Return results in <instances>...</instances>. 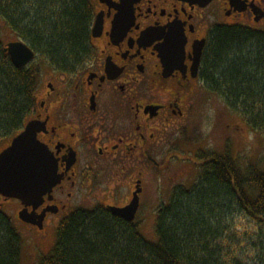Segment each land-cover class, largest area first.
<instances>
[{"label": "flooded vegetation", "instance_id": "1", "mask_svg": "<svg viewBox=\"0 0 264 264\" xmlns=\"http://www.w3.org/2000/svg\"><path fill=\"white\" fill-rule=\"evenodd\" d=\"M90 3L94 19L85 52L69 64L37 55L41 82L31 112L0 151L29 121L41 123L38 139L57 162L60 182L44 195L36 214L33 205L1 194L0 211L8 215L6 210L13 209L43 243L75 210L111 212V207L127 206L140 189L136 221L156 173L169 169L170 159L177 157L170 151L158 159L159 154L188 134L197 101L211 90L203 77L211 31L264 20V0ZM99 14L103 26L94 36ZM225 19L234 23L227 25ZM182 160L185 166L166 176L168 184L196 170L197 163ZM25 208L33 213L31 222L19 218Z\"/></svg>", "mask_w": 264, "mask_h": 264}, {"label": "trees", "instance_id": "2", "mask_svg": "<svg viewBox=\"0 0 264 264\" xmlns=\"http://www.w3.org/2000/svg\"><path fill=\"white\" fill-rule=\"evenodd\" d=\"M0 16L36 56L64 64L85 52L94 19L90 0H0ZM2 46L0 141L23 127L40 76L34 64L16 68ZM203 77L264 138V31L216 26ZM197 157L203 160L197 181L175 189L158 209L155 241L138 218L127 222L108 210L82 208L61 221L54 248L39 264H223L211 247L227 207L264 223V161L248 157L244 165L229 152ZM21 243L15 223L0 211V264H21Z\"/></svg>", "mask_w": 264, "mask_h": 264}, {"label": "rangeland", "instance_id": "3", "mask_svg": "<svg viewBox=\"0 0 264 264\" xmlns=\"http://www.w3.org/2000/svg\"><path fill=\"white\" fill-rule=\"evenodd\" d=\"M222 21L229 23L227 25L234 23L232 19ZM249 27L264 31V20ZM17 39L16 34L0 16V43L5 45ZM35 62L32 63L33 67L37 66L38 59ZM40 82L41 74L37 80V88ZM196 104L189 120L188 134L184 137L181 136L176 147L161 152L158 159L166 157L170 151L177 157L170 159L171 167L169 169L156 173L152 191L142 198V208L138 220L145 219L142 221L141 230L147 238L151 239L150 241H155L157 238L155 231L157 211L170 201L172 190L180 183L181 186L184 184L192 186L197 181L200 164L198 167L196 165V170L190 168L187 176L184 175L185 177L175 180V184L167 183V175L177 171V167L185 166L182 165L183 158L190 159L192 163L202 164L203 160L197 156L204 153L208 155L229 152L233 157L242 159L244 165L248 164L249 158H259L264 161V138L261 132L254 131L248 125L243 112L236 111L228 105L221 91H212L207 88L205 95ZM257 111L260 112L261 109ZM12 136L5 137L0 141V151L9 145ZM260 169L264 170V162ZM228 208L226 222L219 227L218 231L216 230L219 233L213 240L212 251L215 247L217 248L219 255L216 251L215 253L220 257L222 255L223 264H264V223L257 222L245 213L239 212L237 208ZM6 211L15 223L22 239L21 264H39L40 256L50 253L54 248L57 240L56 232L51 239L44 243L40 242L35 229L19 222L13 209L8 208Z\"/></svg>", "mask_w": 264, "mask_h": 264}, {"label": "water", "instance_id": "4", "mask_svg": "<svg viewBox=\"0 0 264 264\" xmlns=\"http://www.w3.org/2000/svg\"><path fill=\"white\" fill-rule=\"evenodd\" d=\"M209 2L210 0H206ZM103 19L97 16L94 36L102 30ZM4 52L8 53L13 65L24 68L35 59V52L23 41L8 43ZM201 50L197 52V58ZM197 63V60H196ZM196 70V65H194ZM41 123L29 121L24 131L15 137L11 145L0 153V194L7 198H16L24 205H33V213L42 203L44 195L51 193L61 179L58 164L49 149L38 139ZM140 189L133 194L132 201L125 207H111V212L127 222H133L140 207ZM25 208L19 212V218L31 222V215ZM43 218V214L40 217Z\"/></svg>", "mask_w": 264, "mask_h": 264}]
</instances>
